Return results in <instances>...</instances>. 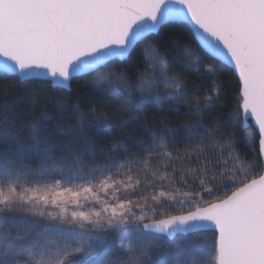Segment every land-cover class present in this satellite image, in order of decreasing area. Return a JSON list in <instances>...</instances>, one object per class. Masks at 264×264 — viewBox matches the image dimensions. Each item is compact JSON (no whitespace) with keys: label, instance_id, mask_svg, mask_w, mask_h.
<instances>
[{"label":"snow or ice","instance_id":"1","mask_svg":"<svg viewBox=\"0 0 264 264\" xmlns=\"http://www.w3.org/2000/svg\"><path fill=\"white\" fill-rule=\"evenodd\" d=\"M182 22L205 57L155 42ZM229 67L234 94L218 79ZM0 80L14 81L0 98V264H264V0H0ZM149 111L182 114L197 159L214 155L149 173L171 157L168 127L145 128L150 150L97 149V130Z\"/></svg>","mask_w":264,"mask_h":264},{"label":"trees","instance_id":"2","mask_svg":"<svg viewBox=\"0 0 264 264\" xmlns=\"http://www.w3.org/2000/svg\"><path fill=\"white\" fill-rule=\"evenodd\" d=\"M189 25L186 23H177L172 25L171 27L165 28L164 31L160 34V38L155 42L161 46L171 47L173 49V53L178 55L176 47L174 44L170 43L173 38L179 39L180 41L191 44L192 48L202 57L206 56L205 51H202L197 47L196 42L190 39ZM141 47H136V49L132 52L131 56L127 58L120 66L125 68L129 73H135L138 65L141 63V56L139 55L141 52ZM205 62H209L205 59ZM177 71H183L184 75L190 80L195 79L196 73L192 68H181L179 63H175L172 65ZM218 79L223 83L222 91L228 94H234L236 90L235 85V76L232 74L231 68H225L222 73L219 74ZM14 83L13 80H0V98L3 97V91L6 86H10ZM82 81L73 82L72 88L70 91V95L73 96V99L76 98L77 95H84L88 92L86 87H82ZM211 84V80H207L204 82V86L207 87ZM17 99V108L16 114L20 118H24L31 111V101L23 96L22 93L14 94ZM223 99V97H222ZM230 103H234V100H230ZM184 110L182 109L181 112ZM212 111V110H209ZM185 117L182 114H178L175 112H152L149 111L148 118L146 123L141 125H132L131 127H120L116 126L113 129L107 130H97L94 134L95 145L97 149H107L108 147L116 144L122 143L128 145L133 152H137L140 148H145L150 150V146L148 144V137L145 136V128L155 127L157 129H162L164 127H168L174 129V147H168L167 151L171 153V157L165 156H153L149 159V167L147 171L151 173L152 171H156L159 164L167 163L169 165V171H172L173 165L175 167L176 173L179 174L180 169L184 168H196L198 163L201 162L205 156H213L215 150L212 148L210 144L201 146L199 151L202 153L200 159H197V152L194 151V146L200 140V137H196L193 140H189L185 134V129L183 125ZM205 123H208V113L205 114ZM185 149L192 153L190 157H184L182 159H176L178 153H182ZM156 151H161L160 149H156ZM142 158L144 157L143 153H138ZM34 163V161H33ZM143 176V173H141ZM176 187L180 188L181 191H187L188 188L182 185L177 180ZM143 191V188L140 189ZM159 191V189H157ZM147 195H151L152 191L149 187Z\"/></svg>","mask_w":264,"mask_h":264},{"label":"water","instance_id":"3","mask_svg":"<svg viewBox=\"0 0 264 264\" xmlns=\"http://www.w3.org/2000/svg\"><path fill=\"white\" fill-rule=\"evenodd\" d=\"M183 23H186L187 24V22H183ZM188 25H189L190 28L192 27L190 24H188Z\"/></svg>","mask_w":264,"mask_h":264}]
</instances>
